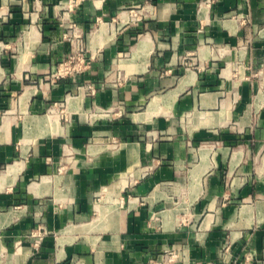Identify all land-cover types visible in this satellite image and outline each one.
Wrapping results in <instances>:
<instances>
[{
	"label": "crops",
	"instance_id": "obj_1",
	"mask_svg": "<svg viewBox=\"0 0 264 264\" xmlns=\"http://www.w3.org/2000/svg\"><path fill=\"white\" fill-rule=\"evenodd\" d=\"M166 254L264 264V0H0V264Z\"/></svg>",
	"mask_w": 264,
	"mask_h": 264
},
{
	"label": "built area",
	"instance_id": "obj_2",
	"mask_svg": "<svg viewBox=\"0 0 264 264\" xmlns=\"http://www.w3.org/2000/svg\"><path fill=\"white\" fill-rule=\"evenodd\" d=\"M71 62V59L68 60V62L66 63H61L59 64L58 68L56 69V73L58 74H62V73H67L69 71H71L72 69H78L76 67L77 63H78V60H76L73 64H70ZM95 90V88L91 87L90 88V91L93 93ZM46 233V230L43 228V227H38L36 229L35 232L32 233V235L35 237V240L33 242V245L34 247H38L40 241L42 240L43 238V235ZM170 256L172 255V253H168ZM167 254L165 256H163L162 260L160 262H158L157 264H160V263H164L166 261H168L169 257Z\"/></svg>",
	"mask_w": 264,
	"mask_h": 264
}]
</instances>
